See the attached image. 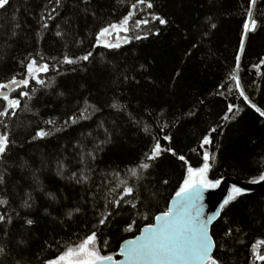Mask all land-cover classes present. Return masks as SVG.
I'll use <instances>...</instances> for the list:
<instances>
[{
	"label": "trees",
	"instance_id": "1",
	"mask_svg": "<svg viewBox=\"0 0 264 264\" xmlns=\"http://www.w3.org/2000/svg\"><path fill=\"white\" fill-rule=\"evenodd\" d=\"M151 2L152 9L137 3L143 10L133 11L136 0H90L87 5L63 0L54 19L46 17L55 0H10L0 10V83L24 78L31 59L50 68L41 74L50 86L33 80L29 89H15L10 97L19 98L21 108L14 117H0L12 142L0 162V200L6 201L0 215L11 221L0 223V247L6 253L0 264H45L91 231L102 254L115 255L123 241L168 207L188 178L187 167H202L204 151L211 157V181L226 176L253 180L264 170V116L256 111H264V0H256L252 11L258 23L246 38L248 0ZM130 11L129 32L119 34L121 46L99 45V30L121 23ZM138 19L150 23L137 27ZM115 39V33L108 37ZM89 52L88 61L77 59ZM65 56L76 62L64 63ZM232 75L239 77L250 103ZM19 91H30V98L18 96ZM229 104L238 109L228 112ZM85 109L89 119L64 124ZM211 128H216L212 143L201 148ZM40 129L52 134L33 139ZM156 140L176 155L164 152L149 162L153 166L138 181L129 170L147 162L145 153ZM82 175L87 183H77ZM122 181L134 187L137 209L123 201L120 208L109 203L112 215L100 226L104 205L118 198ZM113 188L117 191L110 192ZM129 224L132 231L126 230ZM229 228L232 235L225 236ZM212 234L222 264H259L252 245L264 240V189L228 203ZM259 251L264 254V245Z\"/></svg>",
	"mask_w": 264,
	"mask_h": 264
},
{
	"label": "snow or ice",
	"instance_id": "2",
	"mask_svg": "<svg viewBox=\"0 0 264 264\" xmlns=\"http://www.w3.org/2000/svg\"><path fill=\"white\" fill-rule=\"evenodd\" d=\"M63 0H55V6L51 8V11L47 13V19H54L52 15L56 13L61 7ZM85 5L90 3V0H83ZM137 3L143 5L148 9L154 7L151 0H136V3L132 4L133 11H142L143 9H137ZM256 4V0H248V7L246 8V20L243 23V38H246L249 31H255L257 26V20L253 18V11ZM10 5V0H0V10H6V7ZM132 16V11L129 12L128 16L123 19L121 23H112L99 30L96 35V41L99 45L105 48H119L120 45V33L129 32V22ZM154 19L159 21L160 24H166L167 21L160 16H154ZM134 23L137 27L140 25L147 26L150 21L148 19H138ZM213 28L215 24L211 25ZM44 28L48 27V24L43 25ZM113 33L116 34L115 42H109L108 37ZM159 34L158 32L156 33ZM58 37L63 36L60 31L56 32ZM137 40L142 39L137 35ZM123 39L128 41L125 35ZM240 51H243V43H241ZM92 55L89 52L87 55L78 57V60L88 61ZM43 59V57H41ZM76 61L65 56L64 63L73 64ZM26 67V73L24 78L17 79L15 76L12 77L7 83H0V117L9 118L16 115V111L21 108V100L19 98L10 97L8 89L14 87L16 89H29L30 82L35 81L36 84L42 86L46 85L45 81L41 78V74H47L50 70L48 63H38L36 59H31ZM237 68H239V56H237ZM231 79L235 81V86L239 90L240 95L246 102L248 97L244 94L243 89L240 87V79L237 75H232ZM230 91V90H229ZM18 96L30 98V91H19ZM25 107H27L25 105ZM113 107H119L113 105ZM234 106L228 105V112H231ZM255 107V105H252ZM261 116H264V111L259 108L256 109ZM87 109L79 114V116H70L68 120L64 121V124L69 123L75 124L78 119H89V115H85ZM224 120H228V115L222 117ZM48 125L55 126V121L48 120ZM0 124H4V131L0 132V162H3L8 149L11 146V139L8 131V125L0 120ZM59 130V129H57ZM216 132V128H211L209 134L205 135L201 141L200 147L204 145H210L212 143L211 133ZM50 131L40 129L35 133L33 139H43L46 136L51 135ZM164 140L171 142L170 136H164ZM104 143V142H102ZM99 150V146H98ZM164 152H170L172 155H176L175 151L170 148L162 147L159 140L153 144L149 152L145 153L146 161L137 165L136 168L130 169L131 176L136 180L143 179V173L148 171L153 165L149 162L156 161ZM93 160L95 155L88 153ZM210 154L207 151L203 153L204 163L202 167L192 168L190 165L187 167L188 179H185L183 185L179 187V190L175 192V198L171 201V206L167 207L159 214L155 215L153 221H150L141 231V234L136 236L134 239L125 240L123 245L119 247V251L116 255L113 254H102L101 248L98 244V238L96 231H91L90 234L85 235L84 238H78L77 241L73 242L74 246H67L62 248L59 254H56L54 258L47 259L45 264H222L219 256L216 254L218 249L217 241L214 239L213 234L210 231L211 219L202 218L201 204L200 201L203 199L204 191L208 188L218 187L221 183L220 180L211 181L207 178V173L210 170ZM179 160L184 161L188 165V161L183 155L178 157ZM118 175V174H117ZM75 178V173L73 174ZM88 182V177L82 175L77 179V183ZM252 183L264 182V170H261L258 177L251 181ZM4 183V176L0 175V184ZM163 183L167 184L168 181L164 180ZM119 188H122V192L118 198H113L104 205V211L101 212L99 218V225L104 226L108 218L112 215V211H108L109 203L114 208H120L121 202L125 205L131 204L132 209H137L139 198L134 195L135 189L133 186L126 182H120ZM117 188H113L110 192H116ZM233 191L236 194H242V189L234 186ZM125 197H132L133 200H125ZM235 197L229 196L224 204L227 205ZM6 201L0 200V204H5ZM30 207L31 205H27ZM223 207V206H222ZM79 212L80 209H76ZM71 217L72 213H68ZM145 219L148 217L145 215ZM10 223V218L6 221L4 215H0V223ZM33 220H27L28 225H32ZM127 231H132V224H129ZM232 229L229 228L225 236H231ZM58 243V242H57ZM264 245V240H259L256 244L252 245V254L255 260L259 264H264V254L259 251L260 246ZM51 247V245H49ZM223 251V249H220ZM6 255L5 249L0 247V256ZM122 257L123 259H118Z\"/></svg>",
	"mask_w": 264,
	"mask_h": 264
},
{
	"label": "water",
	"instance_id": "3",
	"mask_svg": "<svg viewBox=\"0 0 264 264\" xmlns=\"http://www.w3.org/2000/svg\"><path fill=\"white\" fill-rule=\"evenodd\" d=\"M15 89L16 88H14V87L8 89L7 91L9 93V95ZM219 180L221 181L219 186L215 187V188L206 189L204 191V194H203V199L200 201L202 218H204V219L212 218L211 223L209 225L211 233H212L213 226L220 219L221 214H222V212L226 206L224 204V201L227 200L230 195L234 196L235 198L233 200H235L236 198H238L240 196L253 194V193H256V192L264 189V182L252 183L251 182L252 180L243 181V180H239L237 178L231 177V176H226V177H223ZM234 186L242 189V194L234 193V191H233ZM174 198H175V195L171 198L168 207L171 206V201ZM232 201H230V202H232ZM140 234H141V231L136 236H138ZM136 236L129 238L127 240L134 239ZM123 243H124V241L120 244V246H122ZM118 251H119V249H118ZM118 251H117V253H118ZM117 258L123 259L122 257H118V256H117Z\"/></svg>",
	"mask_w": 264,
	"mask_h": 264
},
{
	"label": "rangeland",
	"instance_id": "4",
	"mask_svg": "<svg viewBox=\"0 0 264 264\" xmlns=\"http://www.w3.org/2000/svg\"><path fill=\"white\" fill-rule=\"evenodd\" d=\"M188 178H189V177H188ZM188 178H187V179H188ZM207 178H208V177H207Z\"/></svg>",
	"mask_w": 264,
	"mask_h": 264
}]
</instances>
